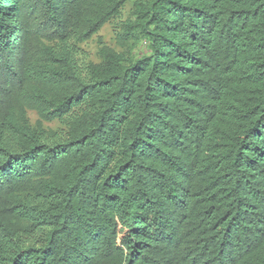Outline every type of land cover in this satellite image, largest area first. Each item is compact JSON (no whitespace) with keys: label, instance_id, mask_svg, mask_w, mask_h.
Segmentation results:
<instances>
[{"label":"trees","instance_id":"obj_1","mask_svg":"<svg viewBox=\"0 0 264 264\" xmlns=\"http://www.w3.org/2000/svg\"><path fill=\"white\" fill-rule=\"evenodd\" d=\"M0 264H264V0H0Z\"/></svg>","mask_w":264,"mask_h":264},{"label":"bare ground","instance_id":"obj_2","mask_svg":"<svg viewBox=\"0 0 264 264\" xmlns=\"http://www.w3.org/2000/svg\"><path fill=\"white\" fill-rule=\"evenodd\" d=\"M86 254V253H85Z\"/></svg>","mask_w":264,"mask_h":264}]
</instances>
